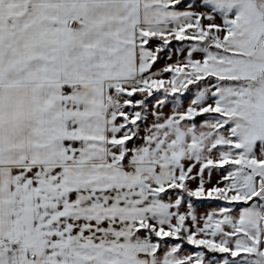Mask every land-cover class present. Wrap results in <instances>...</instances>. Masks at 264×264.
<instances>
[{
  "label": "snow or ice",
  "instance_id": "1",
  "mask_svg": "<svg viewBox=\"0 0 264 264\" xmlns=\"http://www.w3.org/2000/svg\"><path fill=\"white\" fill-rule=\"evenodd\" d=\"M0 264H264V0H0Z\"/></svg>",
  "mask_w": 264,
  "mask_h": 264
}]
</instances>
